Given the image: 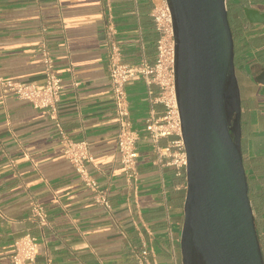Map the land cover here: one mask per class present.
I'll return each mask as SVG.
<instances>
[{
    "label": "crops",
    "instance_id": "1",
    "mask_svg": "<svg viewBox=\"0 0 264 264\" xmlns=\"http://www.w3.org/2000/svg\"><path fill=\"white\" fill-rule=\"evenodd\" d=\"M159 1L0 0V79L42 86L47 50L63 83L57 116L0 83V264H11L25 232L38 238L37 264H139L144 247L152 264H181L186 172L154 164L144 131L146 118L161 116L164 105L151 103L143 79L126 84L129 118L140 134L134 190L117 148L120 123L106 36L113 26L125 62H154L159 33L152 12ZM226 3L241 94L242 152L264 256V83L256 80L264 68V23L249 22L242 10L264 12V0ZM56 119L68 135L88 142L94 158L89 170L108 191L110 210L96 202L66 157ZM35 204L46 209V225L33 217Z\"/></svg>",
    "mask_w": 264,
    "mask_h": 264
},
{
    "label": "water",
    "instance_id": "2",
    "mask_svg": "<svg viewBox=\"0 0 264 264\" xmlns=\"http://www.w3.org/2000/svg\"><path fill=\"white\" fill-rule=\"evenodd\" d=\"M187 165L181 264H264L242 152L241 94L226 0H166ZM251 23L264 12L243 6ZM264 83V68L256 76Z\"/></svg>",
    "mask_w": 264,
    "mask_h": 264
},
{
    "label": "built area",
    "instance_id": "3",
    "mask_svg": "<svg viewBox=\"0 0 264 264\" xmlns=\"http://www.w3.org/2000/svg\"><path fill=\"white\" fill-rule=\"evenodd\" d=\"M159 33L157 40V59L149 62L146 59L131 64L122 58V51L118 44L113 26H108L106 36L109 41V65L112 87L115 93V104L119 116L120 129L117 134V148L120 154L127 183L137 189L139 172L137 161L139 151L137 141L140 138L138 130L132 127L129 118L130 109L127 102L126 84L135 79H143L148 86L149 100L152 104L162 103L164 113L155 116L152 112L144 125V131L149 134L154 152L153 162L161 167L173 166L178 174L187 165V153L182 137L181 118L178 107L175 82V39L173 20L166 0H160L154 5L152 12ZM45 66V80L42 86L31 82L16 81L1 78L0 83L13 91L19 98L27 100L37 108L49 110L57 116L60 92L63 87L62 78L54 72V61L51 54L43 53ZM158 86L155 92L152 85ZM153 110V109H152ZM59 128L60 142L66 157L75 167L80 178L93 191L98 204L110 210L112 205L108 191L102 188L98 180L89 170V164L94 158L89 150L88 142L76 140L62 128L59 119H56ZM177 135L176 138L162 143L163 138ZM33 217L42 225L47 224V211L44 206L35 204L32 208ZM38 238L32 233H23L15 242L11 264H37ZM150 251L144 247L139 255V264H152Z\"/></svg>",
    "mask_w": 264,
    "mask_h": 264
},
{
    "label": "trees",
    "instance_id": "4",
    "mask_svg": "<svg viewBox=\"0 0 264 264\" xmlns=\"http://www.w3.org/2000/svg\"><path fill=\"white\" fill-rule=\"evenodd\" d=\"M230 24H231V21H230ZM231 27H232V25H231ZM232 30H233V28H232ZM234 34V33H233ZM256 227H257V224H256ZM257 231H258V228H257ZM259 232V231H258Z\"/></svg>",
    "mask_w": 264,
    "mask_h": 264
},
{
    "label": "rangeland",
    "instance_id": "5",
    "mask_svg": "<svg viewBox=\"0 0 264 264\" xmlns=\"http://www.w3.org/2000/svg\"><path fill=\"white\" fill-rule=\"evenodd\" d=\"M231 12V11H230ZM229 19H231V13H230V15H229ZM238 77V76H237ZM239 81V80H238Z\"/></svg>",
    "mask_w": 264,
    "mask_h": 264
}]
</instances>
